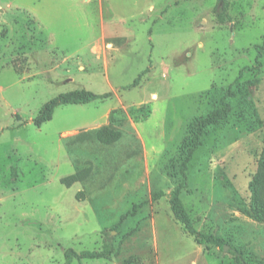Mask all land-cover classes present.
<instances>
[{"label":"rangeland","instance_id":"1","mask_svg":"<svg viewBox=\"0 0 264 264\" xmlns=\"http://www.w3.org/2000/svg\"><path fill=\"white\" fill-rule=\"evenodd\" d=\"M229 5L222 25L218 0H0V264H66L70 249L109 252L72 264H264V221L246 213L264 204V0ZM229 88L232 115L181 194L195 228L225 241L199 245L171 194L190 125ZM76 90L111 97L34 124Z\"/></svg>","mask_w":264,"mask_h":264},{"label":"trees","instance_id":"2","mask_svg":"<svg viewBox=\"0 0 264 264\" xmlns=\"http://www.w3.org/2000/svg\"><path fill=\"white\" fill-rule=\"evenodd\" d=\"M229 0H218V11L217 20L220 24L224 25L231 21V16L229 14ZM259 53L264 51L263 45L257 46L256 48ZM140 79L138 78L133 86L139 84ZM111 97V94L98 95L88 90H76L69 93L60 94L58 97L47 102L43 108L40 110L38 116L34 120V124L41 128L44 124L50 122L53 119L55 110L61 106L66 105H87L94 101L105 100ZM238 98V92L234 91L232 88L226 90L221 99L220 105L215 110L211 111L205 116L195 119L190 125L187 139L185 140L183 146L184 160L181 167L182 182L175 188L171 194V208L176 220L181 223L185 231L192 237L196 238L199 245H215L218 247H223L225 241L218 236L212 234H207L198 231L187 212L182 199L181 194L184 189L188 187V166L193 160L197 150L203 145L204 139L210 135V133L217 127H221L228 122L233 112L232 102ZM115 115H124L122 111H116ZM82 181V174L80 172L65 178L62 180V184L67 187H72L74 184ZM159 194L154 196V199H159ZM142 205H140L141 207ZM137 213V206L129 211L126 215L122 217L123 220L135 216ZM246 213L250 215L253 219L257 221H264V204L256 201V205H253L251 210H247ZM109 252H91L85 251L78 254L73 249L66 252V264H72L74 260L82 261L83 259H103L108 257ZM125 264H137L133 259L127 261ZM234 264H244L240 257H237Z\"/></svg>","mask_w":264,"mask_h":264},{"label":"crops","instance_id":"3","mask_svg":"<svg viewBox=\"0 0 264 264\" xmlns=\"http://www.w3.org/2000/svg\"><path fill=\"white\" fill-rule=\"evenodd\" d=\"M111 5H112V7H113V9H114V12H115V15H116V19L118 20V22H119V21H120V22H126L128 19H125V18H122L121 16H119L117 6L115 5V1L111 2ZM91 43H93V42H91ZM91 43L89 44L88 49H89L90 51H94V48L91 47Z\"/></svg>","mask_w":264,"mask_h":264}]
</instances>
